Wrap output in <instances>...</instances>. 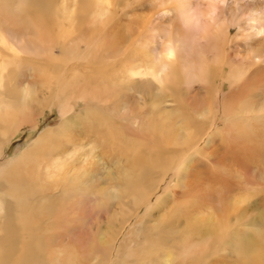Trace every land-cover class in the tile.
<instances>
[{
  "label": "bare ground",
  "instance_id": "obj_1",
  "mask_svg": "<svg viewBox=\"0 0 264 264\" xmlns=\"http://www.w3.org/2000/svg\"><path fill=\"white\" fill-rule=\"evenodd\" d=\"M20 1L26 2L21 8L22 13L25 14L28 27L34 26L36 32L29 31L19 38L0 29V157L4 154V143L24 126L23 123L27 119L24 111L31 102L37 101L41 107L50 106L52 102L58 104L64 121L58 129L51 127L44 131L21 155L18 165H15L20 168L18 176L14 174L17 171L14 165H10L14 172L9 166L4 170L5 165L0 166V264H56L59 257H54L49 251L46 255L42 243L48 240L56 229L67 226L71 221H80L83 227L90 226L96 231L100 228L99 223L104 221L105 228L102 232L98 230L103 234V238L98 234L99 237H96L100 238L102 243L99 244L102 245L100 253L94 259L97 264H109L114 248L118 249L115 264H174L172 259L175 251L169 248L174 245L176 233H179L176 236L181 237L185 236L187 231L191 234L212 232L216 225L226 223L225 218L228 216L226 211L219 214L213 205H208V209L203 210L201 205L206 204L203 202L205 199L201 202L199 194L194 195L196 192L190 193L186 190V195H179L180 190L190 186V182L186 183L185 175L192 158L219 135L218 131L213 132L216 128L215 118L209 123L200 120L198 125L193 126V117L196 114L199 118H204L206 114L214 112L217 108L215 100L220 99L230 130L236 129V123L244 119L246 114H253V119L264 118V89H256L255 95L252 94L253 104L252 96L247 94L248 72L251 67H256V72L262 70L259 65L264 64V0H75L71 5L59 3L57 0ZM118 13H127L120 18H127L126 15L130 14L128 20L134 21L132 26L124 30L126 34L131 35L128 46L119 44L118 38L122 37V41L123 35L110 37L115 29L120 30L121 24L115 20ZM93 17L96 22L98 19L99 26H88ZM163 19L170 20V23L162 21ZM234 27L238 28L237 34L243 37L249 48L245 56L239 54L240 64L231 60L233 56L230 58L226 52L229 32ZM86 29L89 31L87 34ZM102 31L106 33L101 35ZM162 33L165 38L162 39V48L159 50L157 35ZM139 36H142L140 40ZM194 36L211 43L214 62L204 55L199 59L191 57ZM80 41L85 43L83 50L77 45ZM56 48L60 50L58 55L54 53ZM96 60H99L100 65ZM83 61L88 64L81 68ZM244 64H248V68L243 66ZM195 65L199 66L198 69ZM226 65L229 71L224 74ZM11 67H14L13 71H10ZM117 68L120 71L113 75L115 77L112 76V83L116 87L124 84L126 89L137 90L138 93L136 97L139 103L131 104V101L127 100L123 102L121 98L114 103L121 114L129 115L128 124L102 113L97 105L105 98L98 97L96 90L86 84L87 78L95 75L109 79L111 72L117 71ZM26 70L33 76L34 82L38 81L36 83L39 84L40 81L41 84L37 87L33 84L24 85L20 94L2 89L3 86L6 87L5 82L7 88L15 89L17 76L25 74ZM218 77L229 83L228 93L223 92V83L221 87H215ZM192 79H198L207 94L205 103L193 116L179 112V104L176 101L180 98L179 95H182L183 83ZM162 91L169 95H164ZM215 91L220 95L216 99L212 97ZM148 93V97H143V94ZM78 99L86 103V108L79 116L83 117V123H95V138L101 139L103 143L113 146L116 150L141 147L143 142L136 141L138 139L126 131L127 127L136 126L147 128L150 138L155 141L154 147L158 144L155 150L159 158L154 159L151 165L147 164L146 158L144 160L138 157L140 154L137 151L134 152V160L131 159L134 166L124 167L122 171L126 187L120 185V182L115 186L97 187L94 177L89 176L90 168L95 164L93 160L98 146L96 143L88 146L86 152L83 151L82 144L59 149L64 141L73 138L66 136L67 127L74 129L76 126L71 123L80 124L73 120V114L69 115ZM168 102L174 105L169 106L170 108L161 107L163 103ZM144 106L148 107L147 111ZM144 115L148 118L143 119ZM178 115L182 116L179 118ZM199 126H203L202 132L197 128ZM184 140L187 145L183 151L179 155L173 152L169 159L167 154L172 148L170 145ZM42 153L48 155L45 162L38 159ZM130 155L131 153L127 155L128 158ZM36 159L40 172L35 168L37 173L35 174L36 170L33 169L34 174L31 172L32 176H27L31 171L28 167L26 173L29 171V174L23 178L20 173L23 167L29 164L33 166ZM41 162L45 163L44 166H41ZM174 176L177 177L175 185L169 188L164 197L159 195V190ZM36 190L40 192L36 193ZM251 192L253 191L232 195L226 202V208L239 210L250 200ZM106 195L110 199L106 198ZM8 196L16 198L19 202L17 208L10 213L6 209ZM169 197L174 201L164 212V218L161 217L162 220L153 228L154 239L144 235L143 243L137 244L133 250L123 251L122 245L125 246L129 233H125L127 226L139 224L140 231L147 232L148 224L141 225L147 218L145 215ZM113 199H116V202ZM143 207H147L144 215L141 214ZM34 208L38 215L34 214ZM82 211H85L87 216H84ZM177 214L183 217L184 228H175L172 231L175 227V219H172ZM94 216L97 217L96 221ZM236 220L238 216L231 221L235 223ZM260 220L264 225L263 212L260 214ZM113 227L115 233L112 231L114 236L111 234L113 238L110 242L108 228ZM260 228L253 234V238L244 241L240 254L248 256L253 252L252 259L264 264V250L259 244L264 243V238ZM119 237H122V241L117 248L114 243ZM158 242H161L160 246ZM150 244L155 247L148 251L149 246L146 245ZM139 246H142L140 251Z\"/></svg>",
  "mask_w": 264,
  "mask_h": 264
},
{
  "label": "rangeland",
  "instance_id": "obj_2",
  "mask_svg": "<svg viewBox=\"0 0 264 264\" xmlns=\"http://www.w3.org/2000/svg\"><path fill=\"white\" fill-rule=\"evenodd\" d=\"M19 2H23L25 4L22 3L20 4ZM57 2L71 5V3H75V0H57ZM25 5L26 2L20 0H0V29L7 31L19 38L21 36L28 34L29 31L36 32L34 26L31 25L30 28L28 27V24L24 16L25 14L22 13L21 8L24 7ZM119 13L117 14L118 17H115L116 18L115 20L116 22L118 21V23L121 24L123 27L119 25L120 30L115 29V31L117 32L115 33L114 31V33H112L110 37H117V35L121 37L123 35L124 39L122 41H121L122 37L121 39L118 38L119 39L118 41H120L119 44L121 46H126V45L128 46L131 40V35L126 34L124 30H126L130 25L132 26V24H134V21L128 20V16L130 19V14L126 15L127 18H120L121 16L127 13H122L123 15ZM145 13L148 14L147 10H145ZM112 21L110 22V25H112ZM122 21L124 24L122 23ZM162 21H166L170 23L169 22L170 20L167 19L166 20L163 19ZM89 25L94 27L99 26L98 19L96 22L95 18L93 17L92 19L89 20L88 26ZM88 32L89 31L86 29L85 33L87 34ZM105 33L106 31H102L101 35H104ZM237 33H238L237 27L231 28V32H229L230 39L228 38V42L226 44V52L228 53L230 58L231 56H233V59L231 60H233L237 64H240L239 54L240 56L242 55L245 56L248 53L249 48L248 45H246V42L243 40V37L241 35H238ZM164 35H165L164 33L157 35V43L159 50L162 48L161 42L162 39L165 38ZM141 38L142 36H139L138 40H140ZM194 38H195L194 50L193 53L191 54V57L192 58L197 57L196 59H199V57H202V55H204L209 60H213L211 43L208 40L201 39L198 36H194ZM198 38L201 41H199ZM77 45L80 48V50H83L85 48V43L82 41L78 42ZM154 51L156 52V50ZM234 51H238V52L235 53ZM54 53L55 55H58L60 54V50L56 48L54 50ZM96 62L98 65H100L98 63L99 60H96ZM86 63L88 64L87 61H83L81 63L82 66L81 68H84L83 66H86L87 65ZM243 66L248 68V64H244ZM259 66H262L261 67L262 70L256 72L257 68L251 67V70L248 72L249 89L247 90V94L252 96V104H253V95H255L254 92H257L255 90L264 89V64H261ZM195 67L198 69L199 66L195 65ZM216 67L218 68V64H216ZM227 67H228L227 65L226 67L224 66V70H223L224 74H226L229 71ZM13 70L14 67H11L10 71ZM119 71L120 69L117 68V71L111 72V77L109 79L108 78L103 79L102 76L96 77V75L93 77H88L86 80V82L88 83L86 84L89 87L96 90L98 97L105 98L104 101L98 103L99 105H97L98 107H100V111L102 113L108 114L110 117L115 118L119 122L128 124L129 115L121 114L118 108L115 107L116 105H114V103L116 100L120 98L122 99L123 102L127 100V101H131V104L135 102L139 103V99L136 97L138 96V93L137 90L133 91L126 89V87H124V84H122L121 87L120 85L119 87H116L115 84L112 83L111 79L115 77L113 75H116ZM16 81H17V87L15 89L11 90L7 88V82H5L6 87L3 86L2 89L7 90L8 92H13V93L16 92L20 94L22 87L24 85L33 84L35 87H37V85L41 84L40 81L39 84L36 83L38 81L34 82L33 76L31 77L30 73H27V70L25 74L21 76L18 75ZM118 82L119 80L117 79V83ZM222 83H223V92L228 93L229 83L223 80L221 77H218V79H216L215 87L218 86L221 87ZM106 86L108 89L106 88ZM211 88L214 89L213 86H211ZM41 89L43 90L44 87H41ZM122 89L124 90L125 94ZM107 90L110 91L107 92ZM181 91H182V95H179L180 98L176 100L178 101L179 104V112L189 115L191 114L193 116L194 112H196L198 109H201L203 103H205L207 98L206 96L207 94L205 92V89L203 88V84L198 79H192L190 82L183 83V89H181ZM162 92L164 95H169L164 91ZM217 93L219 92L215 91L213 93L212 97L214 99L218 97L219 94ZM145 95L148 97L149 93L143 94V97ZM169 98L175 99L174 97H170V96ZM120 101L121 100H119V102ZM215 102L217 103L216 110L212 113L206 114L204 118L203 117L199 118L195 114L192 120V125L193 126L198 125L200 120L209 123L210 120L215 118L214 127L216 128L213 129V132L218 131L219 135H216V137L212 139L213 142L211 143L206 142L208 143L207 145H205L206 147L200 152L196 153V155L192 158L189 165L190 167L188 168V171L185 175L186 183L189 184L190 182V186H187L185 189L180 190L179 195L180 196L186 195L185 193L186 190L189 191L190 193L192 191L196 192L194 193V195L198 193L199 194L198 197L200 196L199 198H201L200 200L201 202L204 199L207 201V202L205 200L203 201L207 205L206 204L204 206L203 204L201 205L203 207V210H206L208 209L209 206L213 205L212 207L215 206V210L218 211L219 214H223L226 211L228 212V216L225 218L226 223H221L219 226L216 225L215 229L213 228L214 231L212 232L210 231L201 234H191L187 231V234L181 237L179 235L176 236V234H179L176 233L173 242V244L176 246L173 245L170 246L169 248L172 251L173 249L175 251V255L173 256L172 260L174 264H197V263L198 264L199 263L200 264H219V263L220 264H260L258 261L252 259L251 254H253V252L249 254L250 256L242 255L240 254V252L244 245V241L253 238V234L257 233L259 231L258 228L260 227H261L260 229L263 230L261 236L264 238L263 235L264 225L262 224V220H260V214L262 212L264 213V157H263L264 156V118L261 120L253 119V114L250 113L246 114L244 115L245 116L244 119L236 123V129L232 128L230 130L228 128L227 115L222 111L221 108L222 102L220 101V99L215 100ZM166 104L163 103L161 107L170 108L174 105L173 103L170 102ZM30 105L24 111L27 118L23 123L24 126H22L17 132H15L11 139H9L7 142L4 143V154L3 156L0 157V166L2 164L5 165L3 170L7 166L10 167L11 164L12 166L13 165L15 166L16 164L18 165L17 162L20 159L21 155L31 146V144H33L42 135L44 131H46L51 127L53 129H58L59 127H61V123L64 121V117L59 111V105L56 103L52 102L50 106L47 105L41 107L38 106L37 101H33L30 103ZM74 105H75V108L73 110L74 112L71 111L69 115L71 116L73 114L74 115L73 120L78 121L80 124L71 123L72 125L76 126L74 127V129H72L71 126L67 127L68 130L66 136L69 137L72 136L73 138H71L70 141H64L63 146H61V148L59 149L60 150L66 149V147L72 148L75 145L79 146L82 144L85 147V148L83 147V151L86 152L92 143H96L98 146L96 145L97 148H96V152L94 153L95 159L93 160V163L95 164L90 168L89 176L94 177V183L96 184L97 187L98 185L99 187L115 186V185H119V182L121 183L120 185L126 187V184L124 182L125 176L122 175V171L124 170V167L129 168V166L132 167L134 166L132 163L133 162L132 160L134 159L132 157H134L133 155L135 151H137L140 154L138 155V157H142L141 159L144 160L145 158L147 159L146 161L147 164L149 163L148 165H151L154 159L159 158L158 152L157 150H155L157 149L158 144H156V147H154L155 141L152 138H150L149 130L147 128H137L136 126L135 127L130 126L127 128L124 127L126 128V131L130 136H132L135 139H138L136 141L143 143L141 147H137L136 149L129 147L128 149L117 148L116 150V148H114L113 146L111 147V145L107 143H103L101 139L95 138L96 125L94 122L86 121V123H83L82 121L83 117L79 116V114L80 112L84 111V109L86 108V103L82 99H78V101ZM237 106L238 104L236 102L235 107ZM144 109L145 111H147L148 107L144 106ZM181 116L182 115H178L179 118ZM147 118L148 117L144 115L143 119H147ZM207 126L210 125L207 124ZM202 127L203 126L197 127L200 132H202L201 131ZM222 133H223V137H222ZM95 140H97V142H94ZM186 145L187 143L185 142V140L182 142H177L175 145H170V148L171 146L172 148L167 154L169 156V159L172 156L170 154H173V152L179 155L186 147ZM130 153L131 155L128 158L127 155H129ZM47 156L48 155L46 153H42L41 155L38 156V159L40 158L42 162H45L48 160ZM129 159L132 160L130 161ZM148 159L150 162H148ZM36 161L37 159L35 160L34 164L32 163L34 168L31 164H29L30 166L26 165V167L25 166L23 167L24 168L23 170H25V172L23 173V170H21L22 172H20L24 175V176L22 175L23 178H26L27 176H32L34 172L35 174L37 173V170L39 169L37 167L38 165ZM42 162L40 163L41 166L45 164V163L42 164ZM121 163H123L124 165ZM15 167L14 169L17 171H15L13 167L12 168L10 167V169L13 172L15 171L14 172V174L16 173L15 176H18L17 174L20 171V168L18 167L17 169ZM27 168L29 171L30 170L31 171L30 172L27 171L26 173ZM33 169H35L36 171H34ZM28 172L30 174L32 172V174L30 175ZM176 181H177V177L174 176L172 179H170L167 185L163 186L159 190V195H162V197H164L167 194V192H169L170 190L169 188L175 185ZM248 191H253L251 192L252 194L251 197L249 198L250 200L245 204H243L242 207L239 208V210L233 211V210H228L226 208L227 206L226 202L230 199L232 195L243 194ZM39 192H40L39 190H36V193ZM98 195L102 196L101 193H98ZM105 197L110 199V197H108L107 195ZM169 198L164 200L160 206L157 205L156 209H154L151 212H148L145 215V217L147 216V218H145V220L141 223V225H143L144 223L148 224L147 225L148 233L145 231H140L141 228L139 224L135 226L133 225L127 226V228L125 229V233L128 232L129 233L127 234V238L125 239L126 241L125 246L122 245V248H124L122 249L123 251L135 249L138 245L143 243L144 238L147 235H149L151 238L154 239L155 231L153 230V228L157 225L158 221H161L162 218H164V212L168 209V207L171 206V204L174 201L173 198L171 197ZM209 199L211 201H209ZM113 200L116 202V199ZM18 204L19 202L16 198L12 196H8L6 201V209L8 210V213L13 212L17 208ZM148 206L149 205H147V207ZM147 207L142 208L141 211L142 215L145 214ZM34 214L38 215V212L35 208H34ZM82 214L84 216H87L85 214V211H82ZM180 216H181L180 214H177L175 215V217H173L172 220L175 219L174 220L175 227H173L172 231H174L175 228H177V230L184 228L185 221L183 217ZM236 216H238V220H236L237 222L234 223L231 220L234 219ZM95 218L97 219V217L94 216L93 218L96 221ZM99 226L100 228H98V230L100 229V232H102V230L105 228L104 221L100 222ZM98 230L97 231L93 230L90 226L83 227L80 221L79 222L71 221L67 226H60L58 230L56 229V231L54 232L56 235H54L53 233L49 238L46 237L48 238V240L46 239L45 241L46 244L45 242H43L44 244L42 243V245H44L42 247L45 248L46 255H48L50 252L54 257H59L58 262L56 264H97L94 259L99 255L100 247L102 246L99 244L102 243L100 238L97 239L96 237H99L101 235L100 236L101 239L103 238V234L98 232ZM108 230H110L108 231V236L110 237L109 238L110 241V239L112 240L114 236L113 233H115L114 232L115 228L114 227L112 229L108 228ZM111 234H113L112 237ZM35 236L36 237L38 236L37 232H35ZM36 237L34 238L36 239ZM121 238L122 237H119L115 241L116 243H114V245H116L117 248L122 241ZM160 244L161 242H158V246H160ZM259 244H260V248L262 247V249L264 250V243L259 242ZM142 246L138 247L139 248L138 251H140V248ZM146 246H149L148 251H151L155 247L152 246V244ZM116 252L118 253V249L116 250L114 248V251L111 253V259H110L111 261L109 262V264H115L117 262ZM195 253L197 256L195 255ZM130 261H132V258Z\"/></svg>",
  "mask_w": 264,
  "mask_h": 264
}]
</instances>
